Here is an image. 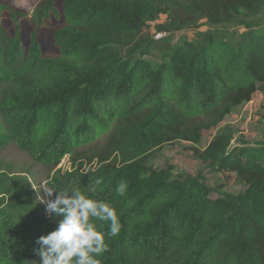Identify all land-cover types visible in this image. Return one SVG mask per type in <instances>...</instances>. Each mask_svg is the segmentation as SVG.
I'll return each mask as SVG.
<instances>
[{"label": "trees", "instance_id": "obj_1", "mask_svg": "<svg viewBox=\"0 0 264 264\" xmlns=\"http://www.w3.org/2000/svg\"><path fill=\"white\" fill-rule=\"evenodd\" d=\"M160 14L167 21L157 32H196L153 64L145 57L157 42L143 32ZM23 18L0 1V148L14 143L49 172L65 157L78 165L48 186H79L116 210L120 231L106 236L101 264H264V146L230 149L218 136L195 150L210 171L233 172L246 187L216 200L201 175L169 181L121 152L134 132L138 145L163 132L187 138L183 123L264 93V0H61L59 11L45 0L26 48ZM57 19V54L45 56L38 27ZM106 137V151L90 158L95 168H82L87 149ZM11 190L8 208L22 211L15 218L0 206V264H40L36 240L60 217L47 216L26 179ZM93 222L107 232L108 223Z\"/></svg>", "mask_w": 264, "mask_h": 264}, {"label": "rangeland", "instance_id": "obj_2", "mask_svg": "<svg viewBox=\"0 0 264 264\" xmlns=\"http://www.w3.org/2000/svg\"><path fill=\"white\" fill-rule=\"evenodd\" d=\"M12 8L25 14V18L19 19V26L22 36L23 47L26 48L27 35L36 23L38 10L45 0H0ZM56 9L60 10L61 0H54ZM158 18V19H157ZM154 22H149L144 29L143 35H148L157 42V47L152 48L149 55L145 57L153 64H158L162 58V52L168 47L181 45L184 41H193L196 30L180 31L175 33L157 32L155 26L165 23L167 15H158ZM7 28V36L11 38L13 24L4 18ZM61 26V19L47 21L42 20L39 25L38 40L41 51L45 56H56L57 50L54 47L53 30ZM199 30H206L202 26ZM181 132L187 138L175 137L165 132L148 139L143 145L135 142L136 133H132L128 141L122 146L121 152L133 161L143 165L146 171H163L169 181L184 180L187 177L201 175L203 182L209 188V197L212 200L224 198L227 195H241L246 187L242 184L233 172H212L196 156L195 150L204 151L209 143L218 136H225L230 140L229 148H255L264 146V93L257 91L251 100L238 106H231L223 110L217 117L186 122L181 125ZM109 138H102L92 148L87 149V157L82 161V168H95L98 158L90 159L101 155L106 151ZM121 157V153L114 154ZM90 162H93L89 164ZM69 157H65L60 164L49 172L45 167L34 162L25 152L12 143L5 148H0V206L17 218L21 208L9 207L8 198L12 195L11 185L16 178L26 179L32 189L33 200L46 208L45 203L39 201L54 199L44 191L48 182L55 174H64L74 167ZM49 213H47V216Z\"/></svg>", "mask_w": 264, "mask_h": 264}, {"label": "clouds", "instance_id": "obj_3", "mask_svg": "<svg viewBox=\"0 0 264 264\" xmlns=\"http://www.w3.org/2000/svg\"><path fill=\"white\" fill-rule=\"evenodd\" d=\"M97 184L100 182L97 181ZM126 182L121 181L115 191L123 196ZM47 196L55 198L39 201L46 204V213L60 217L57 227L37 238L36 255L40 264H101L99 257L108 250L106 236L119 234L120 222L116 210L107 202L93 198L79 186L65 187L57 191L44 188ZM93 221L108 223L105 233ZM36 264V261H32Z\"/></svg>", "mask_w": 264, "mask_h": 264}]
</instances>
